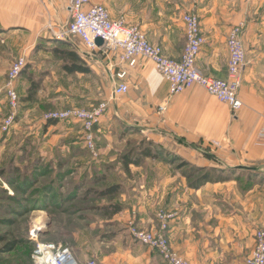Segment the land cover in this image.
I'll return each instance as SVG.
<instances>
[{"label": "rangeland", "instance_id": "1", "mask_svg": "<svg viewBox=\"0 0 264 264\" xmlns=\"http://www.w3.org/2000/svg\"><path fill=\"white\" fill-rule=\"evenodd\" d=\"M228 1L230 9L232 7L235 12L226 18H232L230 25L241 27L240 39L243 41L245 22H259L264 16L260 0ZM203 2L190 0L186 7L187 11L198 15L200 21L205 12ZM225 2L207 0L206 5L215 8L216 4L218 9H222ZM130 24L141 29L147 21ZM18 39L19 36L10 38L11 42ZM54 39L52 36L47 41L40 40L37 44L40 45L39 50L33 49L28 55H18L17 50L13 53L0 41V85L5 82L6 72L13 60L24 56L27 62L30 59L33 61L28 62L25 71L16 80L18 108L13 124L6 130H3L2 124L11 111L0 94V264H32V250L38 242L66 246L74 258L78 255L87 261L94 259L97 264L98 257L92 251L103 255L112 247H105V241L113 238L122 256L126 252L136 259L131 264H166L158 251L133 240L127 229L128 222H138L142 212L150 215L165 211L159 203V174L164 171L158 166L165 167L172 175L178 174L188 186L183 174L189 172L188 164L210 168L218 167L216 165L220 162L202 165L191 160L193 155L186 150H181L179 154L173 148H164L163 154L168 162L148 158L138 166L132 164L124 169L121 157L131 151L136 153L140 146L146 147L150 142L157 144L151 136L157 130L154 123L141 124L135 112L137 109L124 111L130 103L128 93L111 99V75L114 76L122 67L117 53L89 52L71 37L64 41L72 45L69 49H74L80 59L97 70L101 67L95 61L101 60V64L107 61L111 73L107 75L92 70L85 75L67 74L62 69L64 60L52 52L54 46L60 50L65 47ZM31 82L36 83L38 88L29 93L27 89ZM100 101L107 102L108 106L100 124L94 128L95 154L85 146L84 132L78 121L57 120L55 125H48V120L44 119L47 113L71 107L86 109ZM235 174L239 177L236 181L233 178L225 182H233L239 189L243 186L250 189L256 186V181L263 179L242 171ZM111 186H118V192L100 194ZM151 189L155 192L151 193ZM263 193L260 191L258 194L262 206L256 210L260 214L264 213ZM253 197L257 198V192L253 193ZM119 205V213L111 214L112 207ZM255 208L256 205L251 208L252 215L257 212ZM259 228L264 229V226Z\"/></svg>", "mask_w": 264, "mask_h": 264}, {"label": "crops", "instance_id": "2", "mask_svg": "<svg viewBox=\"0 0 264 264\" xmlns=\"http://www.w3.org/2000/svg\"><path fill=\"white\" fill-rule=\"evenodd\" d=\"M189 1L91 0L93 4L103 5L112 18H123L126 24L147 21L141 30L148 40L161 45L165 55L175 59H180L186 44L181 17L189 12L186 8ZM201 1L205 4L203 19L199 20L204 43L196 67L206 77L225 78L226 38L232 26V18L226 17L232 16L235 9H230L228 0L222 9L216 4L211 8L206 5L207 0ZM69 2L0 0V41L11 48V52L17 50L18 55H28L40 40L52 38L51 30L67 26L71 18ZM260 8L264 13V0H260ZM263 17L259 22H245V39L242 38L246 61L238 92L243 105L236 113H231L227 104L208 94L204 87L193 85L170 96L164 78L144 58L139 59L136 67L126 68L125 82L130 87L127 94L130 103L124 111L137 109L135 112L141 124L154 123L157 133L151 136L157 144L163 142L164 148H173L179 154L186 150L193 155L191 160L202 165H214L211 163L216 161L220 162L216 165L219 168L251 167L257 176L263 177L246 191L233 182L206 183L200 188H189L178 174L172 175L165 167L158 166L164 171L159 174V203L172 214L166 233L171 246L190 264H245L244 259L253 248L255 228L264 226V213L256 210L262 206L258 194L264 192V139L259 138L264 128ZM14 36L20 37L17 43L10 40ZM100 61L95 62L101 69L92 65L91 69L109 75L110 64L107 61L101 64ZM165 101L166 109L158 113V106ZM254 192H257L256 199ZM254 205L257 212L252 215L250 211ZM155 215L140 213L138 225L154 229L158 226ZM115 240L105 241V247H112L103 255L92 251L98 257L97 264H131L136 260L130 253L125 252L122 256ZM75 258L80 262L87 261L82 256Z\"/></svg>", "mask_w": 264, "mask_h": 264}, {"label": "built area", "instance_id": "3", "mask_svg": "<svg viewBox=\"0 0 264 264\" xmlns=\"http://www.w3.org/2000/svg\"><path fill=\"white\" fill-rule=\"evenodd\" d=\"M69 9L71 18L67 26L56 31L51 30V35L60 40L76 38L78 43L89 52L117 53L122 67L116 71L114 76L111 75V99L128 93L130 87L125 82L128 73L126 68L136 67L139 59L144 58L150 61L154 69L164 78L170 96L184 92L198 84L204 87L208 94L227 104L231 113H236L242 107L238 92L242 85L246 53L243 41L240 39L241 27L239 25L232 26L226 38L228 54L226 77L215 79L206 77L196 67V60L204 40L198 16L194 13L186 12L181 17L186 44L180 59H175L166 56L161 45L150 42L145 32L136 25L126 24L123 18H112L101 4H93L91 0H70ZM98 37L102 39V44L97 46L95 39ZM27 63L24 56L13 60L6 72L5 82L0 85V94L6 99L11 111L4 119L3 130L13 124V117L19 101L15 83ZM107 106V102L100 101L86 109L71 107L47 113L44 119L78 121L84 132L85 146L95 154L93 128L100 124ZM166 107V101L161 103L158 106V113L163 112ZM259 138L264 139V128L260 132ZM155 217L158 220L157 229H144L138 225L136 220L128 222L127 229L133 240L158 251L166 264H189L169 243L166 232L172 214L157 211ZM32 252V264H95L94 259L79 263L68 247L52 242H38ZM244 260L245 264H264V229H255L253 248Z\"/></svg>", "mask_w": 264, "mask_h": 264}, {"label": "trees", "instance_id": "4", "mask_svg": "<svg viewBox=\"0 0 264 264\" xmlns=\"http://www.w3.org/2000/svg\"><path fill=\"white\" fill-rule=\"evenodd\" d=\"M56 43H59L62 45V47H65L64 49H59L58 47L54 46L52 49V52L59 56L61 59L64 60L65 64H63L62 69L67 73H78V74H90L92 72V69L90 66L86 64L83 59H80V57L77 55V52L74 49H69L71 47V44H68L67 41L64 40H57L54 39ZM40 45L36 44V47L34 50H39ZM28 65V63H27ZM25 66V68L27 67ZM25 68L21 71L20 75L25 71ZM38 88L37 84L34 82H31L30 87L27 89L29 90V93L34 92ZM57 121L55 120H48V125H55ZM96 128V126L94 127ZM93 128V129H94ZM151 145V146H150ZM164 152V147L162 145L155 144L154 142H150L148 146L142 147L140 146L138 148V151L135 152H129L127 154H124L121 157V161L123 163L124 169H128L130 165L134 164L135 166L140 165L144 159L151 158L156 160H163L168 162V159H166ZM188 164V163H186ZM189 165V172H183L188 184L189 188H200L201 186L205 185L206 183H221L225 181H230L238 179L239 177L235 174L236 172L239 174V171L241 172H247L248 175L250 173L252 175H257V172L254 171L253 168H246L241 167V169L238 168H218V167H210V168H203L199 167L197 165L188 164ZM197 173H200L199 175H196ZM233 175H236L235 177H232ZM242 191L248 190V187L243 186L241 188ZM118 192V186H111L103 190L101 192V195H109V194H115ZM121 210V206H113L111 214H117Z\"/></svg>", "mask_w": 264, "mask_h": 264}, {"label": "water", "instance_id": "5", "mask_svg": "<svg viewBox=\"0 0 264 264\" xmlns=\"http://www.w3.org/2000/svg\"><path fill=\"white\" fill-rule=\"evenodd\" d=\"M95 43L98 45H101L102 44V39L100 37L96 38L95 39Z\"/></svg>", "mask_w": 264, "mask_h": 264}]
</instances>
